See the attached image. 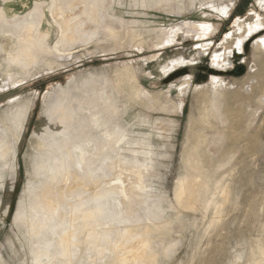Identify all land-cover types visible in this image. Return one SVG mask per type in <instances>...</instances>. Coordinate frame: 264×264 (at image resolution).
<instances>
[{"label": "rangeland", "instance_id": "rangeland-1", "mask_svg": "<svg viewBox=\"0 0 264 264\" xmlns=\"http://www.w3.org/2000/svg\"><path fill=\"white\" fill-rule=\"evenodd\" d=\"M5 1L0 0V8L9 16L26 14L37 1L49 2ZM81 1L88 2L96 17L106 15L132 24H123L125 31L117 36L76 46L73 55L55 59L60 62L57 67L38 66L40 70L37 67L15 86L9 81L6 64L12 43L0 32V122H7V116L17 108L31 109L25 129L11 138L17 153L16 172L0 166V264H35L29 250L34 237L28 225L15 224L16 211L27 196L28 184L37 180V163L44 154L41 134L55 133L48 107L61 90L89 77L114 84V93L123 105L122 119L117 121L127 142L119 152L122 162L152 169L145 191L156 197L159 213L149 218L137 213L134 218L154 229L147 237L158 255L157 264H261L264 49L257 50L254 44L264 38V30L244 41L240 53L234 41L226 38L231 32L237 34L238 25L264 21L259 1ZM48 15L43 28L52 30L50 43L54 45L57 30L49 26L52 19ZM187 23L208 25L210 30L194 29L185 26ZM9 29L4 25L1 31ZM129 30L137 31L134 37ZM131 38L136 41L130 42ZM240 68L245 70L242 76L232 74ZM126 70L130 78H126ZM118 73L123 74V82ZM132 86L139 95L130 93ZM197 136L206 139L199 150L193 146ZM188 158L198 160V165L202 160L203 167L200 165L199 174L205 191L194 209L183 208L176 197L180 181L189 174ZM95 223L101 224V219L95 218ZM93 229H101V233L103 228L95 225ZM82 249L72 264H87L89 256L97 255ZM113 260L111 255L106 264H114Z\"/></svg>", "mask_w": 264, "mask_h": 264}, {"label": "bare ground", "instance_id": "bare-ground-1", "mask_svg": "<svg viewBox=\"0 0 264 264\" xmlns=\"http://www.w3.org/2000/svg\"><path fill=\"white\" fill-rule=\"evenodd\" d=\"M48 1L33 3L34 6L23 15L9 16L4 8H0L2 38L12 43L6 64L13 86L26 81L38 66L57 67L60 62L55 59L63 60L73 55L76 46L87 45L92 40L100 41L107 35L117 36L125 31L123 24H132L106 15L96 17L97 12H90L87 1ZM258 1L264 9V0ZM47 13L52 19L49 26L57 30L54 45L50 43L52 30L43 28ZM4 25L10 29L1 31ZM185 26L210 30L203 24L202 27L195 23ZM236 28L234 33L237 34L231 32L226 38L229 42L234 41L233 46L240 53L244 41L264 30V21L255 19ZM136 32L129 30L128 34L134 37ZM254 48L264 49V38L257 40ZM214 60L219 65L218 55ZM15 69L20 73H15ZM126 75L130 78L128 70ZM122 76V73L117 75L120 82H123ZM108 82L107 79L89 77L80 85L61 90L54 104L47 109L48 118H54L55 133L41 134L44 154L37 163V180L28 184L27 196L20 202L14 219L16 225H28L34 237L29 250L34 254L35 264H72L82 248L97 254L95 258L86 255L87 264H106L111 255L115 258L114 264H157L158 255L151 250L147 237L154 229L134 218L135 214L139 216L137 213H143L146 218L159 213L156 197L145 191L152 169L122 162L119 152L127 142L125 130L117 121L124 112L123 105L114 93L115 85ZM130 93L140 94L136 86L130 88ZM212 105L217 111V104ZM30 112L28 106L17 108L7 114L9 116L5 115L7 122H0V166L7 170L16 172L17 153L11 138L15 139L19 129L21 132L25 129ZM205 142V137L197 136L194 149L204 147ZM199 152L196 154H201ZM9 157L11 160L8 161ZM196 161L193 158L188 160L189 174L176 189L177 201L183 208L194 209L205 191L199 174L202 160L199 165ZM95 218L101 219V224L95 223ZM95 225L103 228L102 235L99 233L101 229H93ZM94 241L98 244L95 245ZM136 242L139 247L133 245ZM261 252V264H264Z\"/></svg>", "mask_w": 264, "mask_h": 264}, {"label": "water", "instance_id": "water-1", "mask_svg": "<svg viewBox=\"0 0 264 264\" xmlns=\"http://www.w3.org/2000/svg\"><path fill=\"white\" fill-rule=\"evenodd\" d=\"M238 72H233V75H239L242 76L245 72L244 68L237 69Z\"/></svg>", "mask_w": 264, "mask_h": 264}]
</instances>
